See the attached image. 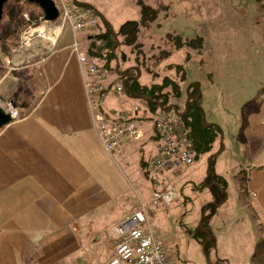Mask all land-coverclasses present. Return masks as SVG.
Wrapping results in <instances>:
<instances>
[{"label":"crops","instance_id":"0c3cea01","mask_svg":"<svg viewBox=\"0 0 264 264\" xmlns=\"http://www.w3.org/2000/svg\"><path fill=\"white\" fill-rule=\"evenodd\" d=\"M66 2L87 6L74 0ZM259 2L262 5L264 0ZM250 25L259 31L260 23L254 20ZM121 26L115 29L106 20L99 25V35L90 37L101 36L106 28L116 32ZM166 35L149 32L145 42L158 45L155 41H162ZM81 36L84 34L74 36L64 28L51 48L42 44L39 50L24 47L17 49L18 53L11 50L3 58L0 106L11 104L6 101L22 90L30 100L17 102L18 118H11L0 128V264H106L117 245L109 228L151 198L148 166L159 146L154 115L137 116L143 120L139 141L123 146L119 153L103 150L94 133L81 67L71 50L76 42L79 51L93 61L86 47H80ZM261 37L264 47V30ZM176 51L179 54L181 49ZM168 68L172 71L171 66ZM111 80L120 79L113 75ZM199 92L201 98L200 88ZM133 99L125 92L105 102L101 112L107 116L132 111L137 107L128 108ZM244 117L242 134L250 164L246 173L249 207L239 199L237 186L236 191L259 230L248 258L254 264L256 241L261 236L264 240V100ZM209 174L203 176L200 190L219 191L214 180L205 184Z\"/></svg>","mask_w":264,"mask_h":264},{"label":"rangeland","instance_id":"374dc122","mask_svg":"<svg viewBox=\"0 0 264 264\" xmlns=\"http://www.w3.org/2000/svg\"><path fill=\"white\" fill-rule=\"evenodd\" d=\"M77 2L97 12L99 25L103 26L105 21L109 20L115 29L128 21L139 22L142 4L147 5L149 8L160 10L157 17L151 21L150 28L143 31L144 35L153 32L157 36H179L185 41H193L197 37L203 39V48L185 45L181 48L182 54L173 51L158 65L152 66L151 62L148 65L150 70L146 69L153 75L158 73L154 82L161 83V78L165 76L168 80L178 82L176 84L180 90L198 84L201 90L198 103L202 110L200 124H215L220 128V135L216 136L208 155L195 157L182 176L176 181L174 179L173 185L179 198L177 203L170 206L159 204L157 209L151 212L150 219L156 229V237L162 240L172 264H250L249 253L259 230L248 209L238 200L235 176L245 175L250 167L249 149L242 134L245 118L243 106L246 100L253 97L264 85V47L261 46L264 24L260 23L259 31L257 27L250 28V24L259 15V0ZM14 5L16 0H8L6 3L0 31L8 25V14ZM15 8L20 10V25L6 40L4 47L0 44V71L3 58L8 57L11 50L23 49V34L30 28L41 26L43 22V14L36 5L22 1L18 2ZM37 15L39 16L36 24L32 16ZM31 35L30 38L36 37L34 32ZM253 35L257 37L252 40ZM142 38L145 40L146 37L140 36L138 40ZM155 43L160 44L158 41ZM174 43L175 40L168 39L167 49L173 50ZM148 45L150 46L149 43L146 44ZM145 49L147 50V47ZM147 54L149 55L150 51L147 50ZM182 55L183 58L178 60ZM176 65H179L178 69L174 67ZM168 66L172 67V71H169ZM146 71L144 70V73ZM144 73L139 82L150 85L153 77L149 76L148 72ZM181 75L186 85L184 88L177 80ZM163 92L172 94L174 90L167 86ZM134 105L141 107V116H149L143 101L134 98L128 108L131 109ZM181 111L179 108V114H182ZM147 121L151 123L152 119ZM210 131L215 138V133L218 132L209 129L207 133ZM210 155H214L211 167L208 162ZM210 171L213 180L218 177L216 180L221 183L222 189L219 191L200 190L203 176ZM223 193L227 195V199L218 205L219 194ZM203 209L205 210L202 211ZM203 229H208L209 232L206 234ZM206 240L208 243L203 250Z\"/></svg>","mask_w":264,"mask_h":264},{"label":"built area","instance_id":"2783aa9c","mask_svg":"<svg viewBox=\"0 0 264 264\" xmlns=\"http://www.w3.org/2000/svg\"><path fill=\"white\" fill-rule=\"evenodd\" d=\"M53 2L59 12L57 20L47 22L43 19L41 26L28 29L22 38L25 48L39 50L41 44L48 48L53 47L64 28H69L74 36L99 35L98 16L92 8L65 0ZM47 30L55 33L56 37L49 38ZM32 32L36 34L35 38H30ZM71 50L76 54L81 67L97 140L106 153H119L123 146L142 138L143 120L137 117L140 116L139 108L134 107L129 112H111L107 116L101 112L105 102L125 94L123 82L112 81L113 72L91 61L79 51L76 42ZM16 52L18 53V50ZM3 109L12 119L18 118L19 112L11 104H6ZM153 124L159 146L148 166L147 180L153 187L151 198L140 203L137 211L109 228V233L117 241V245L106 264H172L162 240L155 236L156 230L150 214L159 204L170 206L177 202L178 194L173 180L178 179L184 170L192 165L193 144L182 132L178 110L168 109L156 113L153 116Z\"/></svg>","mask_w":264,"mask_h":264},{"label":"trees","instance_id":"16d2710c","mask_svg":"<svg viewBox=\"0 0 264 264\" xmlns=\"http://www.w3.org/2000/svg\"><path fill=\"white\" fill-rule=\"evenodd\" d=\"M22 1L23 0H16V5L18 2ZM16 5H14L11 11H9L8 17L10 21L8 25L0 31V44L1 46L3 45V47L6 40L15 31H17V28L20 25V10L15 8ZM159 10L160 9L149 8L147 7V5L142 4L141 20L139 22L128 21L123 24L116 32L106 28L102 32L101 36L98 37H90L87 35L81 36L79 38V42L81 45L80 47H86L87 53L92 58V60L96 64L111 70L114 73V76H116L118 79L122 81L124 79H127V81L123 83L126 95L143 101L149 112H152L153 115L160 111H165L168 109H175L179 111L180 108L182 110V114H180L182 132H184L185 135L192 141L194 152L193 157L195 159V157H198L199 155L208 153L213 148L216 136L220 135V128L217 125L200 124V121L202 120V110L201 107L198 106L200 99L198 85H185L186 88L180 90L179 86H177L178 82H176L175 80H168L165 76L161 78V83H157L154 82V79L158 77V73L153 75L150 71H146V69L150 70L148 65H150L151 62L152 66H156L160 63L161 60L171 55L173 51L181 49L185 45L200 49L202 41L200 38H197L193 41H185L179 36L168 34L163 38L162 41H159L160 44H154V46H146L147 43L145 42L144 38H142L141 40H138V38L140 36H145L143 31L149 28L151 21L157 17ZM258 10L260 11V13L255 18V21L256 23L264 24V3L262 5H259ZM38 16L39 15L32 16V19L36 21V24L38 23ZM168 39L175 40L173 50L167 49ZM146 47L147 50L150 51V56L147 54V50L145 49ZM117 60L118 70L115 73L114 70ZM176 68L178 69L179 66H177ZM144 70L148 72L147 74H149V76L151 75L153 77V79L151 80L152 83H150V85H146L145 82H139V79L141 75H143L142 73H144ZM120 74H123V76H121ZM144 77L145 76H143V78ZM179 79H177L179 81V84L184 83V78L182 75ZM167 86H171L173 88L174 92L172 94L163 92L164 87ZM182 87L184 88L183 85ZM196 98L197 106L195 102ZM28 100H30V96L24 90H22V92H19V94L17 95H13V98L9 99L6 102L11 103L13 107L16 108L17 102L21 101L23 103H26ZM263 100L264 87H262L257 92L254 98H252L244 105V113L247 114L250 111H254L255 109H257L261 105ZM209 129L218 132L217 134L215 133V138L214 134L211 133V131L210 133H207ZM218 153L219 151L216 152L215 155H217ZM213 158L214 155H210L208 158L210 167ZM240 175L241 174L235 176L239 199L244 204H246L247 207H249L246 174L242 176ZM216 179L214 181L216 182V188H219L220 190L222 189L221 183ZM212 181L213 175L210 171L209 177L205 184L209 185L212 183ZM203 186L204 184H202L201 188ZM224 198L225 194L220 196V199L217 203L219 204L221 201H223ZM205 213L203 215V219L205 218ZM252 261L254 264H264V240L262 236L259 237L256 241L255 248L252 254Z\"/></svg>","mask_w":264,"mask_h":264},{"label":"water","instance_id":"95a60500","mask_svg":"<svg viewBox=\"0 0 264 264\" xmlns=\"http://www.w3.org/2000/svg\"><path fill=\"white\" fill-rule=\"evenodd\" d=\"M7 2L8 0H0V22L2 21L4 6ZM23 2L30 5H36L41 10L43 14V19L47 22H53L58 18L59 12L53 0H23ZM74 3H77V0H74ZM117 70H118V62L116 64L115 73L117 72ZM120 75L123 76V74ZM126 81L127 79H124L122 82L124 83ZM195 102L197 103V98L195 99ZM10 121H11L10 115L0 106V128L8 124ZM220 204H222V202ZM199 226L200 227L202 226L201 221L199 222ZM203 231L206 234L209 232L208 229H203ZM204 246L205 243L203 244V249Z\"/></svg>","mask_w":264,"mask_h":264},{"label":"bare ground","instance_id":"6f19581e","mask_svg":"<svg viewBox=\"0 0 264 264\" xmlns=\"http://www.w3.org/2000/svg\"><path fill=\"white\" fill-rule=\"evenodd\" d=\"M48 31V37L52 39V37L54 38L56 36L55 33L51 32L50 30H47ZM47 48V47H46ZM91 58V57H90Z\"/></svg>","mask_w":264,"mask_h":264},{"label":"flooded vegetation","instance_id":"af4514ba","mask_svg":"<svg viewBox=\"0 0 264 264\" xmlns=\"http://www.w3.org/2000/svg\"><path fill=\"white\" fill-rule=\"evenodd\" d=\"M55 37H56V36H55ZM55 37H54V38H55Z\"/></svg>","mask_w":264,"mask_h":264}]
</instances>
